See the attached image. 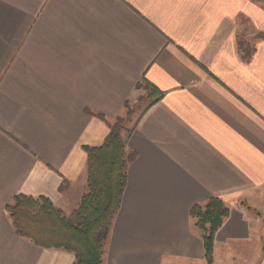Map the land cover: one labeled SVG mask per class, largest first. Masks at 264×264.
<instances>
[{"label":"crops","instance_id":"obj_1","mask_svg":"<svg viewBox=\"0 0 264 264\" xmlns=\"http://www.w3.org/2000/svg\"><path fill=\"white\" fill-rule=\"evenodd\" d=\"M258 33L264 0H0V264H74L18 237L5 208L23 195L76 210L83 148L147 96L141 81L163 96L139 104L102 264H206L189 212L211 198L229 209L212 264H264Z\"/></svg>","mask_w":264,"mask_h":264},{"label":"trees","instance_id":"obj_2","mask_svg":"<svg viewBox=\"0 0 264 264\" xmlns=\"http://www.w3.org/2000/svg\"><path fill=\"white\" fill-rule=\"evenodd\" d=\"M255 39H264L258 33ZM244 60H248L253 48L240 42L238 45ZM145 89L152 103L163 94L145 81L136 85ZM137 102V103H138ZM124 104L125 116L107 123L109 132L98 147H84L86 153V192L79 206L69 216L56 208L47 198L15 196L6 211L16 235L42 249L63 250L74 255V264H102L104 245L121 206L126 185V171L135 155L126 149L134 125L127 127L133 109ZM229 209L219 198H211L205 204L190 209L189 217L201 233L204 259L212 264L216 231L228 217Z\"/></svg>","mask_w":264,"mask_h":264},{"label":"rangeland","instance_id":"obj_3","mask_svg":"<svg viewBox=\"0 0 264 264\" xmlns=\"http://www.w3.org/2000/svg\"><path fill=\"white\" fill-rule=\"evenodd\" d=\"M145 101V100H144ZM141 102H138V103H136V104H131V105H129L128 107L130 108V109H133V112H132V115L130 116V118H129V122L127 123V127L128 128H130V127H132L133 126V124H134V122L136 121V119H137V117H138V115H139V113H140V111H141V109H142V105H139ZM128 110H125V112H124V116L126 115V112H127ZM248 210L250 211V212H254V210H252L251 208H248ZM63 215L64 216H69V215H66V214H64L63 213Z\"/></svg>","mask_w":264,"mask_h":264}]
</instances>
